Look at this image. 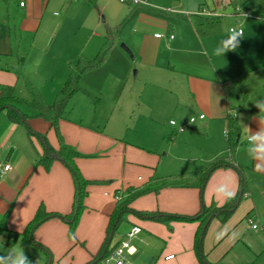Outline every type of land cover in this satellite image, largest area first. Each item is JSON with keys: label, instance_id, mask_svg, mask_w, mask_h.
Segmentation results:
<instances>
[{"label": "crops", "instance_id": "obj_1", "mask_svg": "<svg viewBox=\"0 0 264 264\" xmlns=\"http://www.w3.org/2000/svg\"><path fill=\"white\" fill-rule=\"evenodd\" d=\"M86 1V4L92 2L95 7H99L101 12L108 9L109 0ZM71 2L72 0H64L63 3L61 0H0V84L14 85L17 94L20 81L23 80L27 88L32 86L39 89L48 102V95L56 97L65 85L71 62L79 58L93 59L97 55L100 43L90 50L88 46L93 37L101 38L102 34L96 30L99 29V24L95 28H89L87 36L82 32L70 36L65 27L71 10L84 7L83 0H79L76 5ZM132 4L129 3L133 7ZM60 5L62 8L68 6L66 14L56 21L50 31L46 15L50 12L54 18H58L54 9ZM122 6L125 8V5ZM213 9L218 10L216 7ZM130 11L134 12L133 9ZM222 12H225L223 16L236 19L238 24L235 26L240 27L241 22L234 9ZM146 14H141L142 18L148 17ZM148 21L150 26L139 39L140 56L146 65L176 71L181 76L184 92L180 93V96L183 95L178 99V105L187 111L189 117H173L169 124L174 119L178 125L186 123L187 127L180 132L170 124L171 129L163 132L164 141L165 138L168 139L169 150L161 154L155 149L126 143L94 128L77 124L70 120V114L61 121L60 128L65 141L87 155L76 161L84 177L103 181L88 187L86 209L77 229L80 233L81 224L90 222L91 216L96 217L97 222L88 231L83 229V232L90 233V238H84L85 241L90 240V255L98 251L105 238L109 216L118 202L116 196H121V199L126 197L128 188L136 190L163 180L189 183L188 186H166L158 193L142 195L132 205L137 210L158 214L192 216L205 206L221 207L226 203V199L215 195L217 188H229L236 195L241 185L235 166L242 163L229 158L230 161L233 160L230 166L214 169L208 175L205 187L201 189L200 186L202 175L211 164L219 157L229 155L225 117L228 108L236 104L240 96L237 80L233 81L228 71L213 64L212 71L208 72L203 70L202 64L196 59L199 55L210 59L217 57L213 54L217 39L212 36L202 38L191 19L187 21L197 40L193 44L186 36L178 39L166 21L159 18ZM133 24L137 28L144 27L140 17ZM156 33H162L164 37L158 38ZM20 58H25V62L21 75L17 76L14 68L19 64ZM251 58L252 55L249 54V60ZM247 60L248 55L242 52L240 61L237 62L239 71L246 69ZM261 84L264 86V82ZM28 110L33 111L23 107V111L31 116L28 120L30 127L40 133H47L50 142L58 147L55 130L50 127L49 122L32 116L34 111ZM71 110L70 102L69 112ZM201 114H205V118L201 119ZM192 117H196L195 122H189ZM255 117L250 125L243 120L253 132L258 130V120ZM247 135L248 130L241 126L237 141L243 138L248 143ZM43 151L44 143L41 138L31 135L27 126L11 121L5 111L0 112V164L11 165L8 171L0 174V216L4 217L13 205L7 220L8 239L14 237V232H20L26 227L41 203L62 215L72 210L75 193L72 174L60 160H55L50 170L36 166ZM180 160L194 163L186 168L167 167ZM94 162L99 165L98 169L92 168ZM160 165L167 167L163 174H160ZM242 166L247 168L246 165ZM252 171L264 179V164L261 165V170H257L256 161L253 160ZM261 185V193L264 194V182ZM258 211H261V207L252 199L248 188L245 197L226 220L222 221L219 217L211 219L203 239V251L212 264H264V225L262 229L252 228V223L259 221V217L255 215ZM127 218L123 222L127 223V227L120 230L123 223L120 225L113 244L123 240L133 226H140L141 232L132 238L131 248L126 251L122 264H199L196 248L199 221L172 219L162 222L135 213H129ZM49 220L36 229L35 239L46 245L45 226L53 222L61 230L64 246H67L70 243L65 238L67 222L61 217ZM259 222L264 224V218H260ZM18 239L21 238L16 240ZM170 255H174L173 258L167 259ZM104 264L116 263L110 256Z\"/></svg>", "mask_w": 264, "mask_h": 264}, {"label": "rangeland", "instance_id": "obj_2", "mask_svg": "<svg viewBox=\"0 0 264 264\" xmlns=\"http://www.w3.org/2000/svg\"><path fill=\"white\" fill-rule=\"evenodd\" d=\"M63 1L61 0L62 3ZM78 2L79 0H72L71 3L76 5ZM86 2L83 0L84 7L71 10L69 13L65 23L69 35L75 36L78 32H82L87 36L89 28H95L99 24V29L96 30L102 36L101 38L93 37L88 49H93L99 43L101 49L106 41L107 31L110 29L115 34V40L103 64L82 76V85L91 94L81 92L74 96L71 101L72 110L69 112L71 121L99 130L110 137H117L126 143L152 148L164 154L169 150L168 139L165 138V141L163 139V132L171 129L169 120L173 117H189V114L178 105V99L180 100L183 95L180 96V93L184 92L182 90L184 85L180 82L181 76L178 72L146 65L140 56L139 39L150 26L148 19L159 18L166 21L178 39L186 36L193 44V41L197 40L194 30L187 21L191 19L196 24L199 35L202 38L206 36L216 38L218 42L216 41L215 46L218 47L220 42L227 37L230 28L238 24L236 19L228 15L219 19L214 16L204 18L199 13L203 7L205 12L211 9L217 11L213 9L215 7L220 12L231 11L238 7L240 10L250 11L254 16L240 18V27L243 29L244 36L237 50L225 53L224 57L210 59L208 56L199 55L196 59L202 64L203 70L208 72L212 71L213 64L228 71L232 75V80H237V85H239L240 76L245 74L246 82L243 90L247 94V101L240 114L243 120H246L249 125L252 124V118L259 113L254 102L264 98V86L261 84L264 82V0H238L233 4L234 6L224 5L221 0H148L146 5L130 3L134 5L133 7L121 0L116 2L109 0L108 9L105 12H101V9L95 7L92 2L91 4H86ZM61 5L54 9L59 15L58 18H54L50 12L46 15L51 26L50 31L56 21L58 22L66 14L68 6L62 8ZM122 5H125V8ZM130 9L134 12L131 13ZM143 13H147L148 17L142 18ZM138 17L142 19L143 28L133 26V21ZM207 18L217 20H207ZM242 52L248 55V60L249 54L252 58L247 60L246 69L239 71L237 62L240 61ZM23 83L21 80L17 94L23 98H30L29 89ZM49 84L50 82L47 83ZM54 98V95L50 97L48 95V102L52 103ZM247 147L248 143L242 138L237 144L233 158L237 163L241 162L242 165L247 166L243 172L248 183L249 194L258 207L259 205L261 207L258 214L254 213L260 221V218H264V194L261 193V184L264 179L252 171L253 160L247 154ZM191 163L194 162L180 160L167 167L186 168ZM91 166L94 169L99 167L96 162ZM167 167L160 165V174H163V170ZM84 212L85 210L80 216L77 229ZM2 218L3 216H0V220ZM89 220L90 222L86 221L84 225L81 224L80 233L76 229L75 236L69 235L68 224H66L65 238L70 241L67 246H64L62 232L58 226L53 222L46 224L44 238L47 241L46 245L50 244L49 248L53 255L52 264H86L94 257L96 252L89 254L90 240H84V238H90V233L83 232V229L88 231L97 219L91 216ZM126 227L127 223H123L120 230ZM0 236L3 237V241H0V254L10 249L23 250L21 239L9 245L7 231ZM34 237L36 238L35 234ZM32 258L34 264H45L47 260L46 253L41 248L34 249Z\"/></svg>", "mask_w": 264, "mask_h": 264}, {"label": "trees", "instance_id": "obj_3", "mask_svg": "<svg viewBox=\"0 0 264 264\" xmlns=\"http://www.w3.org/2000/svg\"><path fill=\"white\" fill-rule=\"evenodd\" d=\"M209 19L214 20V18ZM114 36L115 34L111 31V29L107 31L106 41L93 59L79 58L77 61L70 63L69 77L65 85L58 91L52 103H48L42 92L39 89L33 88L32 86L28 87L31 93V98L25 99L16 94L14 85L0 84V112L5 111L6 115L11 121L27 126L30 134L38 136L44 143V151L37 159L36 166H42L46 170H50L53 162L55 160H60L57 158V156H60L62 158L60 161H62L69 168L75 184L73 207L69 213L62 215L59 212L49 210L44 203H41L32 219H30L27 223L26 227L20 232H14V237H10L8 239L7 243L9 245L19 237L22 239L23 251H25V254L29 257L32 264H34L32 254L36 248H41L45 251L47 257L45 264H52L53 256L52 251L47 245L35 239L34 233L36 229L39 228L45 221L53 217H61L68 224L69 235L75 236V231L77 229L80 216L83 210L86 209L85 199L89 194L88 187L91 184L103 182L100 180L86 179L83 176L76 161L77 158L87 155L80 152L65 141L60 128V123L63 119H67L69 114V105L75 95L81 92L91 94L89 90L83 87L81 82L82 76L86 72L94 70L103 64L113 46V42L115 40ZM24 62L25 58H20L19 64L15 66L14 71L17 76L21 75ZM245 82L246 76L245 74H242L240 76V82L238 85L240 96L237 100V103L228 108V112L225 117L226 138L228 142L229 155L226 157H219L216 162L211 164V166L206 170V172L202 175L203 177L200 183L201 189L205 187L208 175L211 171L220 166H230L233 162V160L230 161L229 158H233V155L236 151L238 144L237 138L240 135L241 126L239 121L232 115V113L236 111L240 113L246 106L247 94L243 90ZM23 107L32 109L34 111L32 116L43 118L49 122L50 127L55 130L59 143L58 147H55L50 142L47 133H40L30 127L28 120L31 116L23 111ZM244 168L245 167L242 165L235 166V169L238 171L241 179V185L238 193L233 198L227 199L226 203L221 207L212 205L205 206L198 214L192 216H174L162 213L158 214V212L153 211L137 210L132 205V203L142 195L151 192L158 193L166 186H188L189 183L181 181L169 182L167 180H163L160 183H149L143 188L136 190H134V188H128V195L126 197H122V199L117 202L115 209L109 216L106 235L101 246L94 254V257L86 264H104L105 261L114 253L115 249L122 242L121 240L113 244L114 236L119 231L120 225L128 220L127 216L129 213L155 218L156 220L162 222H169L172 219L182 221H199V228L196 234V248L199 253V264H212L206 258V255L203 251V239L211 219L213 217H219L222 221L226 220L237 208L241 200L248 192V183L243 172ZM12 206L5 213L2 221L0 222V234L4 231H9L7 220L12 210ZM111 236L112 241L111 243H108Z\"/></svg>", "mask_w": 264, "mask_h": 264}, {"label": "clouds", "instance_id": "obj_4", "mask_svg": "<svg viewBox=\"0 0 264 264\" xmlns=\"http://www.w3.org/2000/svg\"><path fill=\"white\" fill-rule=\"evenodd\" d=\"M242 38V30L235 27L231 28L227 37L214 49L213 54L217 57H224L225 53L236 51ZM254 105L259 109V113L255 117L258 120V130L254 132L243 123V117L240 113L236 111L232 115L240 122L242 127L248 130L246 137L248 142L247 154L250 159L256 161V169L261 170V165L264 164V115H261L264 114V98L257 99ZM215 195L227 200L233 198L235 193L229 188L219 187L215 190ZM0 241H3L2 236H0ZM0 264H32V262L25 254V251L10 249L8 252L0 254Z\"/></svg>", "mask_w": 264, "mask_h": 264}, {"label": "built area", "instance_id": "obj_5", "mask_svg": "<svg viewBox=\"0 0 264 264\" xmlns=\"http://www.w3.org/2000/svg\"><path fill=\"white\" fill-rule=\"evenodd\" d=\"M123 2H131V3H135V4H142L145 5L148 3V0H121ZM238 0H221L222 4L224 5H231L234 6L233 4L235 2H237ZM233 3V4H232ZM21 5H23V2L21 3ZM205 8L203 7L201 12L199 14L201 15H205V16H214L217 18H220L224 15V13L220 12V11H213L210 10L208 12H205L204 10ZM235 14L238 18V20L240 21V18H245V17H252L254 15H252V13L250 11L247 10H240L238 7L234 8ZM233 28V27H231ZM230 28V29H231ZM235 28L242 30V28L240 27H236ZM156 37L158 38H162L164 37V34L162 33H156L155 34ZM171 38H173V35H171ZM201 119L205 118V114H201L199 116ZM196 121V117H192L190 119L189 122H195ZM171 125H174L177 127V130L182 132L186 129L187 124L186 123H181V124H177L176 120L172 119L170 121ZM11 168L10 164H0V174L2 175L3 173H5L6 171H8ZM117 201H119L121 199V196H116ZM253 222V221H252ZM262 225L261 222L257 221V222H253L252 223V228L253 229H262ZM141 232V227L140 226H133L125 235V238L122 240L121 244L115 249L114 253L111 255V258L115 260L116 264H122L125 257H126V251L129 250L131 248V240L133 237H135L138 233ZM174 255H170L167 257V259L173 258Z\"/></svg>", "mask_w": 264, "mask_h": 264}, {"label": "water", "instance_id": "obj_6", "mask_svg": "<svg viewBox=\"0 0 264 264\" xmlns=\"http://www.w3.org/2000/svg\"><path fill=\"white\" fill-rule=\"evenodd\" d=\"M57 158H58V159H60V160L62 159L60 156H57ZM111 241H112V236L110 237V239H109V242H108V243H111Z\"/></svg>", "mask_w": 264, "mask_h": 264}]
</instances>
